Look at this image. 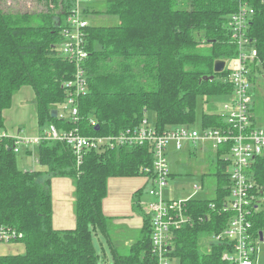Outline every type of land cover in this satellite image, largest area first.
I'll return each instance as SVG.
<instances>
[{"label": "trees", "instance_id": "16d2710c", "mask_svg": "<svg viewBox=\"0 0 264 264\" xmlns=\"http://www.w3.org/2000/svg\"><path fill=\"white\" fill-rule=\"evenodd\" d=\"M38 1L46 7L40 12L10 13L0 7V133H5L3 112L23 87L34 93L37 131L54 125L66 132L77 128L82 136H114L138 127L151 113L158 133L192 126L199 97L232 92L228 72L214 73V63L238 54L227 21L239 9V0H108L105 13L117 16L119 25L88 26L83 32L89 53L88 90L76 98L79 119L76 123L53 119L51 111L65 102L64 85L75 74V66L57 49L70 0ZM247 1L253 15L246 33L257 52L255 70L260 75L264 72V1ZM91 120L97 127L90 125ZM200 124L209 129L227 127L218 114L203 113ZM226 152V147L217 150L216 198L187 203L193 225L175 233L169 252L178 264H228L222 259L225 244L210 243L232 216L224 209L230 187L221 159ZM16 160L13 140L0 137V227L21 233L19 242L25 247L23 254L0 256V264H97L93 237L107 239L109 234L102 210L107 180L142 177L153 164L148 144L88 151L77 166L65 144L42 142L36 159L42 170L21 171ZM249 174L257 205L250 215V232L255 242L262 234L264 242V156L255 158ZM55 177L74 181V230L52 227L51 179ZM141 194L137 191L133 196V209L143 220L139 238L124 253L110 245L113 264L154 263L150 219L138 204ZM204 242L209 246L205 254Z\"/></svg>", "mask_w": 264, "mask_h": 264}, {"label": "built area", "instance_id": "2783aa9c", "mask_svg": "<svg viewBox=\"0 0 264 264\" xmlns=\"http://www.w3.org/2000/svg\"><path fill=\"white\" fill-rule=\"evenodd\" d=\"M75 1H69L70 10L62 25V42L58 54L74 64L76 72L72 81L64 85L69 92V97L64 102L66 104L64 110L68 116L61 118L60 114H57L58 119L74 123L79 119L76 98L85 95L88 90L84 65L89 57L83 33L88 24L79 13ZM71 2L76 5L75 8ZM237 13L228 19L227 29L231 41L238 46L239 54L237 58H232L233 61H229L231 65L226 66L225 62L224 66V70L228 72L227 78L232 84V92L227 95L229 103L224 106L222 113L218 114L226 122V128L193 130L187 126H178L158 133L154 122L145 116L138 127L114 136H82L77 128L66 132L54 125H48L35 136L36 138L23 135L9 136L6 133H0V137L13 140L15 154L23 145H38L42 142L63 143L71 149L77 166L81 164L84 153L88 151L102 152L120 148L131 149L143 144L150 145L153 164L151 169H145L141 176L144 178V185H151L148 195L152 201L143 211L150 219V252L153 264H171L173 260L169 257V252L174 245L175 233L193 225V218L187 211V203L190 200H165L162 196V189L167 186L171 177L166 159L168 145L171 143L178 152L189 147L195 149L205 143L216 149L226 147L227 152L222 156V160L226 164L225 173L229 177L230 187L229 195L224 199V209L232 216L224 231L213 236L210 243L225 244L227 249L222 259L228 264H255L256 245L259 241L255 242L250 232V215L257 205L250 193L252 178L249 170L255 158L264 156V122L263 127L257 125L255 112L252 110L251 85L253 79L259 76L255 70V67L259 68V63L255 64L257 52L251 47L246 30L253 9L247 1L239 0ZM90 125L97 127L98 124L96 120H91ZM138 204L142 208L143 204L141 202ZM210 207L214 208V205L211 204ZM21 238V233L8 227H0V243L19 244Z\"/></svg>", "mask_w": 264, "mask_h": 264}, {"label": "rangeland", "instance_id": "374dc122", "mask_svg": "<svg viewBox=\"0 0 264 264\" xmlns=\"http://www.w3.org/2000/svg\"><path fill=\"white\" fill-rule=\"evenodd\" d=\"M31 1V5L28 7ZM104 1V2H103ZM247 1V0H245ZM264 1V0H262ZM248 2V1H247ZM1 5L5 12L10 13H23L24 11H33L35 12V8L38 7L37 4L41 6V9H45L46 7L43 5L44 2H40L38 0H0ZM72 7L78 6L79 13L82 15L83 20L90 27H115L119 25V19L115 15H109L105 13L106 8V0H76L75 4L71 2ZM87 5H90V8L86 12V9H82V7L87 8ZM50 7H54L51 2H49ZM51 9V8H50ZM40 10V9H39ZM42 11V10H41ZM238 11V10H237ZM38 12V11H36ZM237 13V12H236ZM238 14V13H237ZM240 22V21H239ZM64 25V20L61 23ZM240 26V24H239ZM62 30V29H61ZM228 36H229V32ZM237 47V52L239 54L238 46L233 41H230ZM59 49V46L58 48ZM238 54L236 57H238ZM234 59H225L220 60L227 62L226 66L231 65L229 61H233ZM236 61V60H235ZM72 64V63H71ZM86 64L84 65L85 71ZM74 65V64H73ZM226 70H223L224 72ZM76 72V69H75ZM227 72V71H226ZM72 81V80H71ZM70 82V81H68ZM24 89H28L30 92V88L25 87ZM23 90V88L21 89ZM24 91V90H23ZM33 92V91H32ZM251 94L253 99V107L255 111V115L258 117L257 120L260 121L259 126L263 127L264 122V72L260 74L256 79H253L251 85ZM67 91V97H69ZM34 95V93H33ZM16 97V95H15ZM16 99V98H15ZM35 99V98H34ZM229 103V98L227 96H213V97H199L197 99V107H196V120L195 123L191 126L193 130H199L201 126V116L203 113L205 114H221L224 106ZM65 103H61L60 105L54 106V110H56V118L57 114H60L61 118H64L67 115V112L64 110ZM69 108V106H68ZM35 103L34 100L26 102L25 105H21L19 103L12 104L10 109L5 110V117L7 119L9 125H13L16 122L23 123V137L28 132L31 125L36 126V117H35ZM3 112V113H4ZM55 118V119H56ZM154 114L149 115V119L151 122H154ZM64 121L63 119H59ZM6 125V123H5ZM7 126V125H6ZM186 126V125H181ZM264 128V127H263ZM9 130L12 131V129ZM33 131V130H32ZM61 131H64L61 129ZM73 131V130H72ZM39 130L36 132L39 134ZM21 135V134H20ZM26 137H34L27 135ZM11 139V138H10ZM32 139V138H28ZM191 150L187 151L184 149L181 152L174 151L172 149V144L168 145V155L166 157L168 163V170L172 177L168 179V184L166 187L162 189V196L165 200H176V201H185V200H211L214 198L215 193V163L217 161V150L216 148H210L209 145H206L202 148V145L196 147L195 149L190 148ZM26 151L28 153H26ZM191 153V154H190ZM22 157V158H21ZM230 157V156H227ZM16 161L18 168L21 171H36L32 169L22 170V168L33 167L38 168V170H42L37 162V145H28L19 148V152L16 154ZM222 159V156H221ZM32 164V165H31ZM77 165V163H76ZM144 178H134L129 179L123 182V184L119 186H110L112 195H116L115 199L121 203L125 202L128 197L126 194V188H128L129 184H133L136 186L141 185V192L139 202L143 204L141 210H146V205L152 201V198L148 195V191L151 187L150 184L144 185ZM198 188V189H196ZM140 222V221H139ZM108 228V238L113 245V248H116L119 253H124L128 249L127 246H124V242L126 238H132V243L135 242L140 235L139 230L130 231L124 226H117L113 224V221H109ZM113 225V226H112ZM129 226V225H128ZM106 237L99 235L93 237V244L95 247V251L99 256L97 264H113L111 258V246L108 244V240ZM19 244H3L0 243V256H15L19 255V251L14 252V255H11L10 251H14L17 249H21L23 245ZM201 251L205 254L209 251V246L206 242L202 244ZM257 251V264H259V260L261 264H264V242H258L256 245ZM171 264H178V260H173Z\"/></svg>", "mask_w": 264, "mask_h": 264}, {"label": "crops", "instance_id": "0c3cea01", "mask_svg": "<svg viewBox=\"0 0 264 264\" xmlns=\"http://www.w3.org/2000/svg\"><path fill=\"white\" fill-rule=\"evenodd\" d=\"M25 1L27 0H24V2ZM86 1L88 0H85V2ZM107 1L108 0H106L105 10L107 9ZM30 5H31V1L28 7ZM37 6L38 7H36L35 10L40 12L43 8L41 9V6L39 4H37ZM0 7H2L3 9V6L1 5V3H0ZM89 8H90V5H87V8L82 7L83 10L86 9V12L88 11ZM24 88L25 87H23L24 91L21 90L22 89L21 88L15 94L16 97L15 95L13 96L12 104H15L17 102L24 106L26 102H29L31 100H34V103H35L33 92L32 91L30 92L28 89L26 90ZM5 115H6V112L3 113L4 117ZM254 117L256 120V124L259 125L260 121L257 120L258 117L256 115ZM5 123L7 126L5 125ZM4 125H5L4 131L9 136H15V135H20V134L23 135V123L22 122H16L13 125H9L7 119L4 118ZM9 127L10 129H12V131L9 130ZM36 127L37 126L31 125V127L29 128L28 132L25 135H30V136L37 135ZM187 127L192 128L191 126H187ZM202 129L204 128L200 126L199 130H202ZM206 145H209L212 150L213 147L209 143H205L204 145H202V148H204ZM190 148L191 147L185 148V149L189 151L191 150ZM172 149L174 150L173 145H172ZM26 153L28 152L26 151ZM35 166L36 165H34L33 167L31 166L29 168H22V170L32 169V170L38 171V168H35ZM129 179H134V178H109L107 180V196L103 200L102 210H103L104 215L107 217L108 228L110 225L109 221L112 220L114 225L124 226L130 231H136L138 229L140 232L142 228L143 220H142V216L137 214L133 209V196L135 192L141 190L140 188L141 185L140 186H136L133 184L128 185V188H126L125 194H123V196H125L126 194L128 195V197L125 198L127 199L125 202L119 203L115 199L116 195L114 196L112 195V193H110L111 191L110 186H119L123 184L124 181L129 180ZM214 193H215V196L213 199L216 198V187H215ZM51 201H52V227L53 229L56 231L74 230L76 226V217H75V210H74V203H75L74 181L70 178H63V177L52 178L51 179ZM131 239L132 238H126V241L124 242V246H127L129 248L132 245ZM108 244H109V240H108ZM109 245L113 246L111 243ZM17 251H19V253L17 254H23L25 251L24 245L22 246L20 250L19 249L14 250V251L9 250L8 252H10L11 255H14L13 253ZM255 264H257V258L255 261ZM259 264H261L260 260H259Z\"/></svg>", "mask_w": 264, "mask_h": 264}, {"label": "water", "instance_id": "95a60500", "mask_svg": "<svg viewBox=\"0 0 264 264\" xmlns=\"http://www.w3.org/2000/svg\"><path fill=\"white\" fill-rule=\"evenodd\" d=\"M224 66H225V62L224 61H220V60L216 61L214 63V73H222V71L224 70ZM210 79H212V77ZM51 117L53 119L56 118V110H52L51 111ZM260 242H263L262 234H260Z\"/></svg>", "mask_w": 264, "mask_h": 264}]
</instances>
